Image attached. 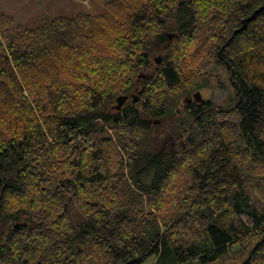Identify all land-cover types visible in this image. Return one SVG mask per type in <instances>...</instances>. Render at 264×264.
<instances>
[{
  "label": "trees",
  "instance_id": "trees-1",
  "mask_svg": "<svg viewBox=\"0 0 264 264\" xmlns=\"http://www.w3.org/2000/svg\"><path fill=\"white\" fill-rule=\"evenodd\" d=\"M205 58L226 73L235 122L194 103L176 141L168 106ZM252 166L264 170V0L0 17V264H264Z\"/></svg>",
  "mask_w": 264,
  "mask_h": 264
},
{
  "label": "rangeland",
  "instance_id": "rangeland-1",
  "mask_svg": "<svg viewBox=\"0 0 264 264\" xmlns=\"http://www.w3.org/2000/svg\"><path fill=\"white\" fill-rule=\"evenodd\" d=\"M106 1L107 0H0V17L6 15L9 16L15 24L33 27L42 23L45 19L62 14L83 12V10H89L93 13L99 12L102 10V6ZM152 57V66L158 65L160 63L159 58L161 54L156 53ZM157 57L159 58L156 59ZM185 68L186 78L182 80L176 99L172 100L171 104L168 106L170 107L169 118L174 111L176 115L173 114V120L179 127L178 134L173 133V138L177 139L176 141H184L189 133L188 127H195V119L192 115L189 116L185 109V107L194 103L202 104L203 101H208L212 109L207 114L212 117L213 122L219 125L222 124L224 128L231 125V122L228 120L235 122L232 107L233 93L227 81L225 71L214 66L213 63L208 61V58H205L201 62L195 59L189 62ZM139 89L140 86L138 87V90ZM138 90L126 94L128 96L125 101L130 102L131 99L138 98L134 101L138 103L141 100V95ZM167 119L168 117H160L154 120L157 127L161 130V133L164 130L163 126L167 124ZM161 133L160 136H162ZM236 158L238 159V165L242 167L239 156ZM248 172L253 175L252 188L254 194L262 198L263 196L257 188L264 189V170L252 166ZM140 264H154V256L147 257Z\"/></svg>",
  "mask_w": 264,
  "mask_h": 264
},
{
  "label": "water",
  "instance_id": "water-1",
  "mask_svg": "<svg viewBox=\"0 0 264 264\" xmlns=\"http://www.w3.org/2000/svg\"><path fill=\"white\" fill-rule=\"evenodd\" d=\"M127 99V95H122L116 98V108H120L121 105L125 102ZM137 99H133V101H136Z\"/></svg>",
  "mask_w": 264,
  "mask_h": 264
}]
</instances>
